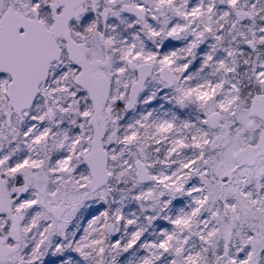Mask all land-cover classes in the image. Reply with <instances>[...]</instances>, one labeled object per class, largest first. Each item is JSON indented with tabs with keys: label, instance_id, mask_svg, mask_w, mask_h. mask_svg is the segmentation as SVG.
I'll return each instance as SVG.
<instances>
[{
	"label": "snow or ice",
	"instance_id": "snow-or-ice-1",
	"mask_svg": "<svg viewBox=\"0 0 264 264\" xmlns=\"http://www.w3.org/2000/svg\"><path fill=\"white\" fill-rule=\"evenodd\" d=\"M0 264H264V0H0Z\"/></svg>",
	"mask_w": 264,
	"mask_h": 264
}]
</instances>
